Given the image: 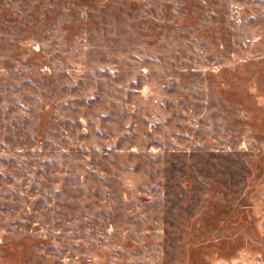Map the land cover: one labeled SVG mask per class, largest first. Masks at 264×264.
I'll return each instance as SVG.
<instances>
[{"label": "rangeland", "instance_id": "obj_1", "mask_svg": "<svg viewBox=\"0 0 264 264\" xmlns=\"http://www.w3.org/2000/svg\"><path fill=\"white\" fill-rule=\"evenodd\" d=\"M0 264H264V0H0Z\"/></svg>", "mask_w": 264, "mask_h": 264}]
</instances>
